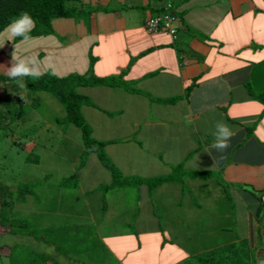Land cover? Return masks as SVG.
I'll return each mask as SVG.
<instances>
[{
	"label": "crops",
	"instance_id": "crops-1",
	"mask_svg": "<svg viewBox=\"0 0 264 264\" xmlns=\"http://www.w3.org/2000/svg\"><path fill=\"white\" fill-rule=\"evenodd\" d=\"M176 2L179 22L174 38L168 30L147 28V21L160 10L156 0H71L69 6L86 12L53 19L51 48L58 51L61 62V52L70 49V58L64 61L70 60L75 66L78 60L83 61L85 69L79 70L81 73L88 70L92 53L95 61L91 69H97L99 76L123 70L137 77V81L127 75L128 81L119 79L129 89L108 86L115 94L106 102L116 104L127 99V104L112 108L122 114L137 113L129 131L137 135L139 174L166 175L174 163L184 165L186 160V169L216 175L223 182L217 185L222 193L229 188L234 192L223 196L230 206L214 218L223 216L230 226H236L229 219L238 216V206L246 218L244 238L255 249V263L264 264V114L263 105L247 89V82H253L264 65V0ZM103 87L80 86L87 98L82 107L95 106L92 97ZM142 112L149 114L141 117ZM217 122L233 132L230 146L223 153L212 148ZM143 132L152 137V144H160V134L168 137V144L152 152L153 145L146 142ZM174 153L187 159L173 158ZM199 177H188L190 184ZM169 183L173 182L165 181L151 191L142 185L145 195L139 208L147 204L155 207V202L170 203L153 195L166 190L173 193L176 185L171 187ZM184 191L181 187V193ZM178 196L180 206L185 197Z\"/></svg>",
	"mask_w": 264,
	"mask_h": 264
},
{
	"label": "rangeland",
	"instance_id": "rangeland-1",
	"mask_svg": "<svg viewBox=\"0 0 264 264\" xmlns=\"http://www.w3.org/2000/svg\"><path fill=\"white\" fill-rule=\"evenodd\" d=\"M66 3L72 5L71 0H66ZM53 43L52 34L30 36L27 41L18 37L8 41L4 30L0 33V44L3 45L0 47V66L11 67L15 51V55L21 59L28 60L35 56L42 62L41 70L44 74H52V69L45 67L51 63L57 73L54 75L56 77L71 76L74 73L99 76L97 69H91V64L87 71L81 73L79 70L85 69L83 61L78 60L77 66L71 65L70 60L65 62L70 58V49L61 52V62L58 51L51 48ZM40 46L44 50L38 48ZM92 56L89 53V58ZM1 72L5 73L3 70ZM126 73L121 70L109 76L137 81V77ZM24 79L23 89L17 85V80L0 83V94H3L0 100L7 98L10 102L7 107L0 106L3 112L14 109L19 101L28 105L27 112L19 118H9L0 123V182L7 184L12 191H16L20 183L43 184L37 189L39 203L35 204L32 196H20L16 192L7 200L19 217L35 213L34 217H39L42 227L38 228L33 223L40 236V239H34L4 233L0 226V246H5L2 247L5 251L0 253V264H32L9 256L8 246L17 244L47 253L50 257L48 264H83L76 256L87 259L90 262L88 264H198L192 259L194 254L206 253L236 238H244L247 222L238 206V216L229 219L230 223L235 222V227L230 226L223 216L214 218V215L225 213L221 209L230 206V201L223 196L234 192L229 188L226 194L222 193L223 190L217 185L223 182L214 174L207 178L199 177L194 184H190L188 178L185 179L186 184L169 183L171 187L176 185L171 191L175 195L179 194V198L181 187L186 189L180 206L169 190L165 191L167 193L153 195L164 202L170 200V203L156 202L155 207L147 204L141 209L139 204L145 195L142 185L115 187L106 193L99 189L112 182L111 172L94 155L89 156L81 168V153L84 149L81 130L72 123H59L60 119L63 121L67 117L65 105L49 91L27 89ZM133 86L137 87V83ZM112 94H115L112 89L103 87L92 97L95 106L84 105L81 113L92 127L94 138L114 140L105 146V150L115 167L124 176L138 177L141 176V167L137 165V135L131 134L133 130L129 131L131 119L137 113H119L118 105H125L128 101L122 99L114 104L110 100L108 104L107 98ZM112 107L118 108L114 110ZM111 110L116 113H111ZM147 114L142 112L139 115L146 117ZM5 125L7 128L3 127ZM156 133L153 131V135ZM147 136L143 132L146 142L152 144V137ZM125 139L128 140L123 143ZM159 139L160 144L155 143L150 147L152 152L158 150L157 146L168 144L165 135L160 134ZM28 156L33 160H27ZM183 156L180 153L172 155L179 159H183ZM184 166H189L188 161L185 160ZM73 174L77 176L78 186H61V180ZM253 205H256L255 201ZM136 209L139 215L135 221L133 216ZM59 224H64V227L59 229ZM133 224L141 230V235L129 233ZM148 227L153 229L148 230ZM173 249H178L175 256L171 255ZM93 254L95 257L91 260Z\"/></svg>",
	"mask_w": 264,
	"mask_h": 264
},
{
	"label": "trees",
	"instance_id": "trees-1",
	"mask_svg": "<svg viewBox=\"0 0 264 264\" xmlns=\"http://www.w3.org/2000/svg\"><path fill=\"white\" fill-rule=\"evenodd\" d=\"M158 1V7L160 10L156 12V15L162 16L166 12V3L162 0ZM172 10L174 11V16L178 20L177 15V2L176 0H171ZM78 7L69 6L66 3V0H0V33L3 32L7 26L15 19H17L22 12H28L34 20V26L30 32V36H47L53 33L52 21L58 17H78L81 14H84L86 11L79 10ZM153 17V16H152ZM178 27V26H177ZM21 38V37H18ZM94 57L90 58V64H94ZM259 74L253 78V82H247V89L249 94L253 98L259 101L263 105L262 113L264 114V67L260 68ZM260 76L261 79L260 80ZM258 77L257 83L256 78ZM24 79V78H23ZM118 76H105L100 77L95 74H72L71 76L66 77H56L50 73H45L39 78L25 77V85L27 89L35 91H49L53 93L62 104L65 105L67 117L65 120L60 119L59 123L64 121L67 123H72L81 130V135L83 137L84 149L81 153V168L86 164V159L94 155L102 164L106 166L107 169L111 172L113 180L110 184L102 185L99 189L105 193L109 189L115 187H125L133 184L144 185L149 191L155 187L161 185L165 181L172 182H183L185 184V179L190 176H205L208 177L211 172H198L191 169H186L182 163L171 168V171L166 175L159 176H124V174L115 167L111 158L105 150V146L114 142V140H98L92 136V127L85 120L84 116L81 113L82 105L87 102L86 95L79 92L80 86H110V85H123L127 89L130 87L121 80ZM16 81L10 79L5 75V73H0V83ZM124 83V84H123ZM253 83V84H252ZM9 100L7 98L0 100V106L9 105ZM28 105L23 104L19 101V105L14 109L7 112H3L0 109V123L9 118H19L24 113L27 112ZM58 120V119H57ZM59 121V120H58ZM8 125V124H7ZM4 128H7L6 126ZM27 160H33L30 156L27 157ZM61 186L64 187H77L78 179L75 174L70 177H66L61 180ZM42 183H20L18 184L16 191H12L11 188L4 183L0 182V226L5 231L4 233L20 234L23 236H29L34 239H40V236L37 233L34 224L38 228L42 227V222H40L39 217H34L35 213H32L30 216H21L16 215L13 206L7 200L10 199L14 192L18 193L20 196L29 195L34 198L35 204L40 202L37 196V189L42 187ZM264 193V190H262ZM183 196V193H181ZM262 198V195H261ZM156 204V202H155ZM138 209V207H137ZM135 210L133 219L136 221L139 211ZM262 211V210H261ZM34 223V224H33ZM65 224V223H64ZM64 224H59V229L64 227ZM139 224V223H138ZM129 230V233L141 235V230L134 227ZM141 225V224H140ZM78 227V226H76ZM150 228L148 227V230ZM51 232V230H48ZM150 232V231H148ZM151 233V232H150ZM49 241V240H46ZM249 239L243 238L234 241H231L226 244L219 245L215 249L209 250L206 253H197L192 256V259L198 264H256L255 263V249L249 246ZM53 244H59L57 241H51ZM0 246V253L5 251ZM8 254L10 257L18 258L20 261L31 262L32 264H47V261L50 259L47 253H40L35 251L33 248H30L24 244H17L14 246H8ZM79 250V249H78ZM177 250H171L172 256L177 254ZM86 255V254H85ZM83 255V258L85 257ZM88 256V255H87ZM90 257V256H88ZM95 255H91L90 259L92 260ZM77 260L83 264H88L87 259H81L76 256ZM92 263V262H91ZM106 264H109L108 262Z\"/></svg>",
	"mask_w": 264,
	"mask_h": 264
},
{
	"label": "clouds",
	"instance_id": "clouds-1",
	"mask_svg": "<svg viewBox=\"0 0 264 264\" xmlns=\"http://www.w3.org/2000/svg\"><path fill=\"white\" fill-rule=\"evenodd\" d=\"M33 26L34 20L31 15L28 12H22L20 16L17 19L13 20L5 29L7 40L12 41L15 37H21L24 41L29 40V34L32 31ZM2 46L3 45L0 44V47ZM46 59H50V57ZM41 63L42 62L39 61L35 56L28 60L18 58L15 55L14 51L12 55V66H0V70H3L5 72V75L10 79L17 80V85H19L20 89H23L24 84L22 82V79L24 77H32L36 79L44 75V72L41 70ZM45 67L51 68L52 74L57 75L53 64L49 63L45 65ZM215 127V141L212 144V148L216 149L220 153H223L230 146V139L233 136V132L223 122H217ZM48 262L49 260L47 261V264Z\"/></svg>",
	"mask_w": 264,
	"mask_h": 264
},
{
	"label": "built area",
	"instance_id": "built-area-1",
	"mask_svg": "<svg viewBox=\"0 0 264 264\" xmlns=\"http://www.w3.org/2000/svg\"><path fill=\"white\" fill-rule=\"evenodd\" d=\"M166 3V12L162 16L154 15L147 21V28L149 31L168 30L170 34L177 38L178 27L177 18L174 16L172 10L171 0H162Z\"/></svg>",
	"mask_w": 264,
	"mask_h": 264
}]
</instances>
